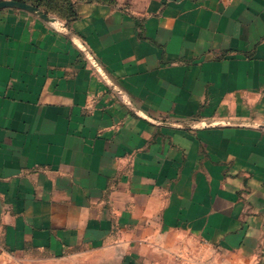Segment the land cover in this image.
I'll return each mask as SVG.
<instances>
[{"label": "crops", "instance_id": "crops-1", "mask_svg": "<svg viewBox=\"0 0 264 264\" xmlns=\"http://www.w3.org/2000/svg\"><path fill=\"white\" fill-rule=\"evenodd\" d=\"M77 14L0 10V264H264V0Z\"/></svg>", "mask_w": 264, "mask_h": 264}, {"label": "rangeland", "instance_id": "rangeland-1", "mask_svg": "<svg viewBox=\"0 0 264 264\" xmlns=\"http://www.w3.org/2000/svg\"><path fill=\"white\" fill-rule=\"evenodd\" d=\"M9 2L10 3H20V4L35 7L39 9L40 11L46 13L47 15L61 18L64 21H68L67 18L74 16L73 14L75 13L77 14L78 6L82 3L98 2V3L108 4L110 6H115L119 4V0H107V1H103V0H0V3H9ZM42 8H45L50 13L45 12ZM29 257H30L29 258L30 261L26 262V264H86L79 260L72 261L70 257H68L64 261V263L50 261V259H47L46 257L39 256V255H33Z\"/></svg>", "mask_w": 264, "mask_h": 264}, {"label": "water", "instance_id": "water-1", "mask_svg": "<svg viewBox=\"0 0 264 264\" xmlns=\"http://www.w3.org/2000/svg\"><path fill=\"white\" fill-rule=\"evenodd\" d=\"M6 8H19V9H25L28 11H31L33 13H37L38 15L42 16L43 18L47 20H51L50 15H47L46 13L40 11L39 9L29 6V5H24L20 3H0V10L6 9ZM90 60L95 66V68L101 73L102 77L105 76V71L101 68V66L97 63L94 57L90 56Z\"/></svg>", "mask_w": 264, "mask_h": 264}, {"label": "trees", "instance_id": "trees-1", "mask_svg": "<svg viewBox=\"0 0 264 264\" xmlns=\"http://www.w3.org/2000/svg\"><path fill=\"white\" fill-rule=\"evenodd\" d=\"M103 1H107V0H103ZM39 7H41V6H39ZM45 12H47V13H50V12H48L45 8H42ZM74 13V12H73ZM76 14V13H75ZM73 14L74 16H71V17H69V18H67V22H71V21H73V20H75L76 18H77V16H78V14Z\"/></svg>", "mask_w": 264, "mask_h": 264}]
</instances>
